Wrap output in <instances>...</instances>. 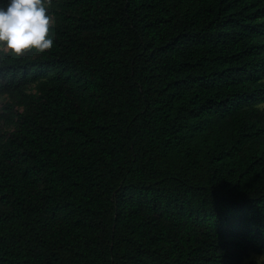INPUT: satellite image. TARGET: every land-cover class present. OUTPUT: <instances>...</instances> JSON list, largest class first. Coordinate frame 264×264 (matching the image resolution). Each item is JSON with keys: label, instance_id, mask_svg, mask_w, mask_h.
<instances>
[{"label": "trees", "instance_id": "1", "mask_svg": "<svg viewBox=\"0 0 264 264\" xmlns=\"http://www.w3.org/2000/svg\"><path fill=\"white\" fill-rule=\"evenodd\" d=\"M46 8L0 50V264H258L264 0Z\"/></svg>", "mask_w": 264, "mask_h": 264}, {"label": "clouds", "instance_id": "2", "mask_svg": "<svg viewBox=\"0 0 264 264\" xmlns=\"http://www.w3.org/2000/svg\"><path fill=\"white\" fill-rule=\"evenodd\" d=\"M52 0H6L0 3V45L2 51L16 57L35 49L45 53L53 47L50 29L53 18L46 4ZM264 260V256L258 258Z\"/></svg>", "mask_w": 264, "mask_h": 264}, {"label": "rangeland", "instance_id": "3", "mask_svg": "<svg viewBox=\"0 0 264 264\" xmlns=\"http://www.w3.org/2000/svg\"><path fill=\"white\" fill-rule=\"evenodd\" d=\"M3 49V45H0V50ZM4 98L0 97V106L1 104L4 102ZM264 107V105H262ZM261 257L260 255L254 254V253H249L247 256H245L244 258V263H249V262H253V263H261L263 260H258V258Z\"/></svg>", "mask_w": 264, "mask_h": 264}]
</instances>
